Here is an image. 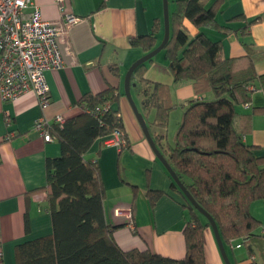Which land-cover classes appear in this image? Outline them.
Listing matches in <instances>:
<instances>
[{
  "label": "crops",
  "instance_id": "obj_1",
  "mask_svg": "<svg viewBox=\"0 0 264 264\" xmlns=\"http://www.w3.org/2000/svg\"><path fill=\"white\" fill-rule=\"evenodd\" d=\"M174 1L171 12L168 5L169 17L175 10ZM33 2L43 20L53 22L63 18L57 0ZM220 3L219 23H227L235 17L240 19L229 23L232 31L227 34L207 29L208 37L213 41L220 40L224 58L243 57L247 54L243 43L249 45L256 74H264V0H221ZM63 6L67 14L78 18V22L70 26L59 41L63 67L45 73L49 88L47 108L41 110L32 91L13 102L0 100V264H16L15 247L18 243L52 233L45 189V163L47 159L60 155L61 145L56 138L45 142L34 131V121L42 115L49 121L58 115L65 120L74 119L89 109L79 104L83 96L96 95L109 86L122 94L113 108L117 109L128 146L119 151L103 145L100 138L93 142L84 157L97 163L105 191V221L116 227L112 238L124 251H149L171 259H182L185 256L183 230L189 219L186 203L181 192L171 187L173 181L147 143L123 90L127 70L146 54L140 48L131 47L129 38L148 34L157 21L160 28L156 47L162 40V0H63ZM242 16L246 20L257 18L258 21L243 30ZM183 24L191 37L197 33L188 22ZM136 75L131 80L130 93H135L137 100H132L150 135L165 136L158 148L161 152L166 144L170 145L166 139L174 112L169 114L166 129L153 124L155 111L143 107L153 84L167 86L171 102L176 107L186 106L195 99L208 100L212 96H197L191 82L174 81L165 56L155 55L144 64L143 81ZM263 108L264 94L255 89L249 105L238 106L237 112L249 115ZM181 119L182 110L176 118L178 126ZM243 142L252 147L256 156H264V114L252 115ZM148 191L161 192L162 196L150 203ZM250 213L259 221L255 234L264 238V198L250 205ZM128 215L132 228L128 224ZM203 248L207 264H224L208 227L203 230ZM227 249L231 264L250 262L243 247L233 251ZM240 250L242 254L235 255V251ZM251 255L253 264H264V252L254 250Z\"/></svg>",
  "mask_w": 264,
  "mask_h": 264
},
{
  "label": "trees",
  "instance_id": "obj_2",
  "mask_svg": "<svg viewBox=\"0 0 264 264\" xmlns=\"http://www.w3.org/2000/svg\"><path fill=\"white\" fill-rule=\"evenodd\" d=\"M220 1H174L169 40L163 48L168 68L174 81H189L195 95L210 94L212 98L180 106L182 119L173 143L166 144L161 154L193 200L215 222L226 253L228 247L233 251L240 245L249 260L254 250L264 252V238L255 234L259 221L250 213V205L264 198V156H256L252 147L243 142V135L250 128L252 115L264 114V108L240 115L237 107L249 105L255 89L264 94V74H256L249 45L243 43L247 53L243 57L224 58L220 40L208 37L207 29L227 34L232 31L229 23L240 19L219 23ZM242 20L243 30L258 21L243 16ZM184 21L197 31L193 37ZM159 28L154 21L148 34L129 38V45L148 53L156 47ZM143 70L144 64L135 70L131 80L137 74L143 81ZM152 87L143 107L155 111L153 124L157 128L166 129L169 114L177 107L171 102L167 86ZM121 95L117 88L109 86L96 95L83 96L81 107L109 105L108 111L99 118L83 112L51 131L61 145L60 155L45 163L52 233L18 243L16 264H207L203 230L210 226L182 194L189 217L183 230L182 259L149 251H124L114 242L112 232L116 227L105 221V191L97 163L84 155L96 139L104 140L113 129L119 128L124 134L117 109L113 108ZM152 138L157 148L165 140L163 135ZM171 187L178 191L174 183ZM161 196V192L147 193L150 203Z\"/></svg>",
  "mask_w": 264,
  "mask_h": 264
},
{
  "label": "built area",
  "instance_id": "obj_3",
  "mask_svg": "<svg viewBox=\"0 0 264 264\" xmlns=\"http://www.w3.org/2000/svg\"><path fill=\"white\" fill-rule=\"evenodd\" d=\"M63 18L59 21H45L33 0H0V100L13 102L27 91H32L41 110L49 105V88L45 79L47 71L63 67L59 48L60 39L70 26L78 22L74 15L64 10L63 0H57ZM247 106V105H245ZM109 105L86 109L89 115L99 118ZM65 119L58 115L47 120L44 115L36 119L33 129L45 142L53 141L51 131L60 129ZM103 145L119 151L127 146L121 129L115 128L104 140ZM128 224L132 220L128 215ZM240 245H236L239 248ZM0 250V258H1ZM253 261V257L249 258Z\"/></svg>",
  "mask_w": 264,
  "mask_h": 264
},
{
  "label": "water",
  "instance_id": "obj_4",
  "mask_svg": "<svg viewBox=\"0 0 264 264\" xmlns=\"http://www.w3.org/2000/svg\"><path fill=\"white\" fill-rule=\"evenodd\" d=\"M162 12H163V37L161 42L158 44L157 47H155L153 50L149 51L148 53H146L145 55H143L142 57H140L139 59H137L134 63H132V65L129 67V69L127 70L125 76H124V81H123V90H124V96L127 99V101L129 102V105L139 123V126L144 134V137L147 141V143L149 144L152 152L154 153V155L156 156V158L158 159V161L163 165V167L165 168V170L168 172L169 176L171 177L173 183L176 185V187L178 188V190L181 192V194L186 198V200L190 203V205H192V207L201 215L203 216L211 230L212 233L214 235L218 250L220 252L221 258L223 260V262L225 264H231L228 256L226 254V251L224 249L223 243L221 241V238L219 236L217 227L215 222L213 221V219L211 218V216L209 214H207L201 207H199V205H197V203L193 200V198L190 196V194L187 192V190L185 189V187L183 186V184L179 181V179L177 178L176 174L173 172V170L170 168V166L168 165L167 161L165 160V158L163 157V155L161 154L160 150L157 148L156 144L154 143L153 138L151 137L148 127L145 123V120L142 116V114L137 110L135 103L132 100L131 97V93H130V87L131 85V76L132 74L135 72V70L140 66L145 64L147 61L151 60L155 55H157L160 51L163 50V48L165 47V45L167 44L168 40H169V11H168V0H162Z\"/></svg>",
  "mask_w": 264,
  "mask_h": 264
},
{
  "label": "rangeland",
  "instance_id": "obj_5",
  "mask_svg": "<svg viewBox=\"0 0 264 264\" xmlns=\"http://www.w3.org/2000/svg\"><path fill=\"white\" fill-rule=\"evenodd\" d=\"M168 5H169V10L171 12L174 9V7L172 6L173 5L172 0H168ZM208 31H210V30H208ZM157 55L159 57H161V56L164 57L163 56L164 55L163 52H160ZM131 96L133 97L132 99L136 102V100H137L136 94L133 93ZM172 112H174V113L171 114V117H170L171 121L169 120L170 124H169V127H168L167 139H166L169 142L170 145L173 143L172 141H173L174 136H175V134L177 132V129H178L176 118H178L180 116V112H181L180 107L175 108ZM241 252H242L241 250L240 251H235V255H237V256L241 255L242 254Z\"/></svg>",
  "mask_w": 264,
  "mask_h": 264
}]
</instances>
